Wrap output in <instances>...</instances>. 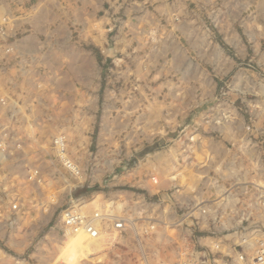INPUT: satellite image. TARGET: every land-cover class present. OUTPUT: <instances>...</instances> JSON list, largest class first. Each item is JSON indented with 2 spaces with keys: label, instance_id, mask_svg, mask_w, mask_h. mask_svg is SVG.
<instances>
[{
  "label": "rangeland",
  "instance_id": "374dc122",
  "mask_svg": "<svg viewBox=\"0 0 264 264\" xmlns=\"http://www.w3.org/2000/svg\"><path fill=\"white\" fill-rule=\"evenodd\" d=\"M2 1L14 0H0V24L15 48L13 29L25 19L3 14ZM63 2L69 18L54 35L50 15L42 17L49 35L37 40L27 81L16 76L25 56L0 50V125L27 134L0 162V264H174L194 237L203 248L235 240L234 229H148L137 220L136 230L107 231L90 239L94 251L77 254L67 248L77 234L56 224L69 193L101 213L116 191L120 202L136 193L163 216L173 211L174 183L182 204L203 200L215 221L233 218L238 193L226 196L223 187L239 189L237 177L252 181L254 162L264 163V0ZM58 132L76 175L45 155ZM33 166L39 182L26 177Z\"/></svg>",
  "mask_w": 264,
  "mask_h": 264
},
{
  "label": "built area",
  "instance_id": "2783aa9c",
  "mask_svg": "<svg viewBox=\"0 0 264 264\" xmlns=\"http://www.w3.org/2000/svg\"><path fill=\"white\" fill-rule=\"evenodd\" d=\"M9 31L13 30L9 29ZM11 34L0 24V50L2 52H8L12 50V47L14 48V45L10 46V44L5 42ZM20 113L19 111H8L5 115L10 117L11 121L18 122L20 120L19 117H21L19 116L21 115ZM23 131L24 129L21 126H11L10 124L7 126L0 125V162L10 156L9 151L11 148L21 150L25 146L24 137L27 134L23 136ZM60 132L50 137L47 142L48 150L45 152V155H47L49 161L59 163L69 173L76 175L79 173V168L68 155L69 150L66 134ZM26 139H29V137ZM41 145L43 146L45 143L42 142ZM22 161L23 157L20 159L16 158L15 163L20 164ZM254 163L259 165V167L255 168L259 173L254 174L252 172L254 178L251 174L252 181L250 182L242 174L239 175L237 179L240 181L238 182L240 191L238 187L234 188V185H231V183H227L228 187H223L225 190L222 194L230 196V194L232 195L236 192L239 198L237 202L238 206L233 210V218H228L226 222L215 221V217L212 214L213 211L204 207L206 201L202 200L199 203V201L196 202L193 199V209L192 206H188V203L182 204L179 202V205L186 212L182 217H187V213L193 210V220L198 229L202 227L234 229L236 230L234 233L238 232V234L235 236V240L233 237L226 238L229 243H225L226 245L223 247H221L217 240L214 241L215 239H212L208 242L209 246L204 244L205 248H203L200 244L202 238L199 236L194 237L193 245L184 243L185 245L177 249L178 253L182 252L181 254L186 256L184 260H178L174 264H206L207 262L209 264H264V185L260 179L264 163L262 160H256ZM26 177L39 182L41 178L39 168L36 166L31 167ZM172 177L170 179L176 181V174ZM151 179L156 183L153 177ZM223 179L226 178H220V180ZM221 182L225 183L223 181ZM250 192L252 193L250 194ZM135 194L133 193L132 197L129 196L124 202H120L119 199L112 201L111 209L101 213L99 211L89 210L87 205L90 202L85 197L81 195L75 196L69 193L68 199L58 212L56 226L66 235L84 234L88 238L95 240L107 231H114L122 235L129 230H136L137 220L150 223L148 225L143 224L144 228L148 227V229H152L158 224L168 228H177L181 224L175 212L163 216L158 211L149 213L150 205L148 206L143 198ZM132 199L133 201H131ZM160 201L159 199L158 202ZM141 204L142 208L140 207ZM12 208H16V205L13 204ZM150 214L154 216H149ZM174 215L176 218H173ZM144 232H147V230L144 229ZM185 246L187 247L186 250ZM198 247L201 249H198ZM187 250L189 251L187 252ZM216 254H218L217 257H215Z\"/></svg>",
  "mask_w": 264,
  "mask_h": 264
},
{
  "label": "crops",
  "instance_id": "0c3cea01",
  "mask_svg": "<svg viewBox=\"0 0 264 264\" xmlns=\"http://www.w3.org/2000/svg\"><path fill=\"white\" fill-rule=\"evenodd\" d=\"M63 1L64 0H57V2L55 0H16V1L14 0L13 3H8V5L2 1L3 3L2 10H5V13L4 11H2L3 14H9L10 16H12V14L13 15L15 14L17 17H24L25 19V21L21 23V27L20 25L17 26L16 23L15 29H13L15 32H17L16 35L19 36L18 39L14 42L15 48L17 47L16 51L18 50L19 53H21V56L23 55L26 58L25 59L26 65H24L25 62L23 63L21 62L18 63L17 65L18 68L16 67V69H20L19 67L20 64L22 68L21 70L22 74L17 72L16 76L18 79H22L21 76H24V79H26L25 81L29 79V77L25 78L26 77L25 75L30 73L29 72L30 69L32 70L33 68H36L35 66H33V68H30L31 66L30 63L32 62H30L29 60H31L30 58L32 54L36 51L38 47L37 45L39 43L37 40L43 38V36L49 35L46 27V24L49 23L43 22L42 17L45 15L47 16L50 15L51 25L52 27L55 26V28L53 29L49 28L50 30H52V35H54L57 24L66 20V18H69V16L66 13L64 16L63 10H60V6L63 5L64 3ZM8 6L10 8H8ZM38 22H40V24ZM64 34H65L64 36L69 37L68 36L69 34L67 32H65ZM28 82L30 83V85L34 84L33 79L28 80ZM28 82L27 84H29ZM173 187H174V191H172V195L169 198V200L173 202L174 205L172 206L173 211H171L170 213L172 214L173 212H175V215L177 216L181 225L183 224L185 227L187 228L189 227L191 229H198L197 226L195 225V221L193 220V210L188 212L189 214L187 213V217H182V215L185 214L186 212L183 209V207L179 205L180 201L178 199L177 193L180 189V186H177L176 183H174ZM159 190L165 192L167 189L162 187L159 188ZM118 199L120 198L118 192L116 191L113 201H116ZM175 215L174 217L173 216L172 217L176 218Z\"/></svg>",
  "mask_w": 264,
  "mask_h": 264
},
{
  "label": "bare ground",
  "instance_id": "6f19581e",
  "mask_svg": "<svg viewBox=\"0 0 264 264\" xmlns=\"http://www.w3.org/2000/svg\"><path fill=\"white\" fill-rule=\"evenodd\" d=\"M68 243L69 244H68L67 248L70 251V253L81 254L82 251H85V252L91 251L90 249H92V243L93 242H92V240H90V238L88 239V237L85 236L84 234L83 235L82 234H77L75 237L71 238Z\"/></svg>",
  "mask_w": 264,
  "mask_h": 264
}]
</instances>
